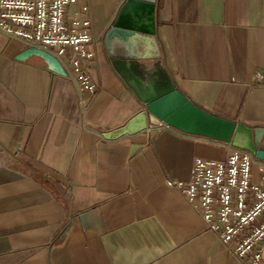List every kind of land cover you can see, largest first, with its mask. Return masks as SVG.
<instances>
[{"label": "crops", "instance_id": "0c3cea01", "mask_svg": "<svg viewBox=\"0 0 264 264\" xmlns=\"http://www.w3.org/2000/svg\"><path fill=\"white\" fill-rule=\"evenodd\" d=\"M125 0L89 6L95 93L79 92L0 31V264H242L170 179L222 142L148 124L103 44ZM157 38L179 89L207 111L264 126V0H159ZM81 99L84 102H81Z\"/></svg>", "mask_w": 264, "mask_h": 264}, {"label": "built area", "instance_id": "2783aa9c", "mask_svg": "<svg viewBox=\"0 0 264 264\" xmlns=\"http://www.w3.org/2000/svg\"><path fill=\"white\" fill-rule=\"evenodd\" d=\"M90 26L82 0H0V31L55 56L81 95L96 91L83 63L95 56ZM256 79L264 84V73ZM224 144L230 150L225 160L197 158L189 181L167 185L185 195L242 264H264V160Z\"/></svg>", "mask_w": 264, "mask_h": 264}, {"label": "water", "instance_id": "95a60500", "mask_svg": "<svg viewBox=\"0 0 264 264\" xmlns=\"http://www.w3.org/2000/svg\"><path fill=\"white\" fill-rule=\"evenodd\" d=\"M158 1L125 0L104 34L103 44L112 67L144 106L108 137L133 133L148 124L166 125L178 133L228 143L264 160V126L211 113L179 89L157 38ZM32 56L40 57L52 72L67 76L61 62L47 51L29 47L17 59Z\"/></svg>", "mask_w": 264, "mask_h": 264}]
</instances>
